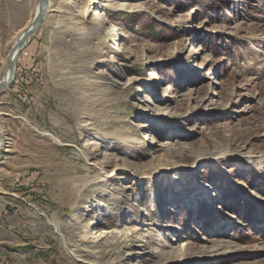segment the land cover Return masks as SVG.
Instances as JSON below:
<instances>
[{
	"label": "rangeland",
	"instance_id": "374dc122",
	"mask_svg": "<svg viewBox=\"0 0 264 264\" xmlns=\"http://www.w3.org/2000/svg\"><path fill=\"white\" fill-rule=\"evenodd\" d=\"M49 1L0 94V264H264V0ZM38 3L0 0V79Z\"/></svg>",
	"mask_w": 264,
	"mask_h": 264
},
{
	"label": "water",
	"instance_id": "95a60500",
	"mask_svg": "<svg viewBox=\"0 0 264 264\" xmlns=\"http://www.w3.org/2000/svg\"><path fill=\"white\" fill-rule=\"evenodd\" d=\"M48 5H49V0H39V8L32 20V23L26 29L24 34L15 42L12 49L10 50L8 55L9 65H8L7 77L6 79H2L0 81V94L4 86L8 85L13 81L14 72L16 71V62L18 59V54L26 46L28 40H30L31 35L36 30H38V28L42 24V21L44 20L45 14L47 12ZM1 144H2V130L0 128V149H1Z\"/></svg>",
	"mask_w": 264,
	"mask_h": 264
},
{
	"label": "bare ground",
	"instance_id": "6f19581e",
	"mask_svg": "<svg viewBox=\"0 0 264 264\" xmlns=\"http://www.w3.org/2000/svg\"><path fill=\"white\" fill-rule=\"evenodd\" d=\"M77 1H79L80 3H81V8H82V15L80 16V18H84V16L85 17H87L88 18V16H89V13L91 12V11H93L94 12V10L96 11V10H98V7H96V3H97V1H95V0H77ZM129 3L128 2H123V3H121L120 4V6H119V8L120 9H124L125 7H123V6H126V7H128V6H130V4L128 5ZM100 5H102L103 6V4L101 3ZM99 5V6H100ZM128 5V6H127ZM49 6H50V1H49V5H48V8H47V12H48V10H49ZM109 6V5H108ZM96 7V8H95ZM131 7V6H130ZM38 8H39V3H38V5H37V7H36V12H35V14L37 13V11H38ZM127 9V8H126ZM47 12H46V14H47ZM46 14H45V17H46ZM45 17H44V19H45ZM84 20V19H83ZM43 22V21H42ZM32 23V20H31V22L29 23V25L28 26H26L25 28H23L22 29V31L19 33V35L17 36V38H16V40H15V42L24 34V32L26 31V29L30 26V24ZM37 31V30H36ZM28 42H29V40H28ZM27 42V43H28ZM15 44V43H14ZM13 44V45H14ZM27 45V44H26ZM119 47H120V49L122 48V46L121 45H119ZM120 49H117V51H120ZM20 53H21V51L19 52V54H18V57H19V55H20ZM8 65H9V58H8ZM7 71H8V66H7V68H6V70L4 71V74L2 75V77H1V79H0V81L2 80V79H6V77H7ZM14 78H15V72H14ZM54 139L56 140V141H59V139L57 138V137H54ZM1 147H2V144H1ZM242 155V154H241ZM241 155L240 154H233L232 156H233V158H235V157H237V159H241ZM231 157V156H230ZM244 157V156H243ZM251 159H252V161H251V163H255V164H257V166L258 165H262V166H264V154H260L259 156H253V157H251ZM104 233L106 232H109L108 230H105V231H103ZM103 232L101 231L100 233H99V236L101 235V234H103ZM96 233L97 232H93V231H88V230H85V234L87 235V236H94V237H96ZM97 236H98V234H97Z\"/></svg>",
	"mask_w": 264,
	"mask_h": 264
},
{
	"label": "crops",
	"instance_id": "0c3cea01",
	"mask_svg": "<svg viewBox=\"0 0 264 264\" xmlns=\"http://www.w3.org/2000/svg\"><path fill=\"white\" fill-rule=\"evenodd\" d=\"M19 222V221H18ZM11 223V222H10ZM17 224V223H16ZM14 222L11 223V226H14ZM9 235H10V231L9 230H6L5 228H0V239L1 241H5L7 239H10L9 238ZM13 240V239H12ZM9 241V240H8ZM6 242V241H5Z\"/></svg>",
	"mask_w": 264,
	"mask_h": 264
}]
</instances>
